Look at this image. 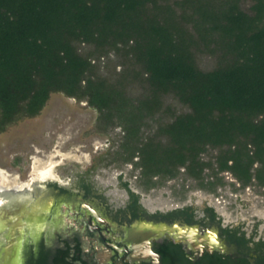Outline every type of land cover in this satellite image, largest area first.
Instances as JSON below:
<instances>
[{"label": "trees", "instance_id": "1", "mask_svg": "<svg viewBox=\"0 0 264 264\" xmlns=\"http://www.w3.org/2000/svg\"><path fill=\"white\" fill-rule=\"evenodd\" d=\"M196 53L216 65L201 69ZM109 55L120 69L101 73L96 61ZM135 83L145 87L138 96L128 91ZM57 92L95 108L99 130L120 129L106 164L131 163L146 190L181 168L209 191L224 184V171L242 187H264V0H0V133L37 116ZM166 95L188 110L149 134L146 120ZM208 148L218 149L214 160L203 159ZM78 182L102 196L85 175ZM177 215L193 222L194 207ZM223 233L264 261V240L238 225Z\"/></svg>", "mask_w": 264, "mask_h": 264}, {"label": "rangeland", "instance_id": "2", "mask_svg": "<svg viewBox=\"0 0 264 264\" xmlns=\"http://www.w3.org/2000/svg\"><path fill=\"white\" fill-rule=\"evenodd\" d=\"M249 3L244 4L247 7ZM81 53H87L90 46L79 44ZM120 59L109 55L96 61L99 71L104 74L120 69ZM196 62L203 70L216 65V59L205 53H196ZM128 91L138 96L145 91L140 83L130 85ZM188 110L172 95L163 97L161 110L148 118L152 134L155 128ZM98 112L88 105L63 93H52L41 112L25 118L0 133V170L7 181L3 185L34 183L30 193H46L42 184L48 178H57L62 184H70L85 175L90 182L102 190L108 203L122 205L128 197L123 183L139 195L142 207L151 211L193 206L195 218H203V208L212 207L216 221L222 226H240L246 236L264 240V187L251 183L242 187L228 171L220 172L223 185L215 191L198 186L197 180L188 177L181 168L179 174L148 190L140 184L138 169L131 163H108L106 151L122 135L119 128L103 132L97 128ZM218 149L208 148L202 157L214 160ZM103 158V160H101ZM94 169H91L93 165ZM39 172L48 173L43 177ZM88 172V173H87ZM205 169L204 173H210ZM121 176V177H120ZM39 186V189L36 188ZM41 189V191H40Z\"/></svg>", "mask_w": 264, "mask_h": 264}, {"label": "flooded vegetation", "instance_id": "3", "mask_svg": "<svg viewBox=\"0 0 264 264\" xmlns=\"http://www.w3.org/2000/svg\"><path fill=\"white\" fill-rule=\"evenodd\" d=\"M78 179L65 185L48 178L42 183L45 194L33 191L24 204L5 213L10 232L4 237L0 226V258L20 255L22 264H264L259 252L229 241L223 233L227 226L204 210L203 218L187 222L177 215L185 206L149 213L130 204L129 194L122 205H113L103 193L82 188ZM19 224L20 252L14 248ZM174 224L189 232L196 227V244L176 242L162 231Z\"/></svg>", "mask_w": 264, "mask_h": 264}, {"label": "bare ground", "instance_id": "4", "mask_svg": "<svg viewBox=\"0 0 264 264\" xmlns=\"http://www.w3.org/2000/svg\"><path fill=\"white\" fill-rule=\"evenodd\" d=\"M39 174H41L43 177L48 176V173H44V172H39ZM0 180L7 181L8 183L10 181L9 179H7V177H5L4 172L2 170H0ZM33 184L34 183H30V184L23 183L22 185H18L17 187L16 185H3L0 182V217L1 218L3 217L6 218L5 213L7 211H11L16 206H20L27 201V199L31 195L30 193L31 189L29 188V185L32 186ZM36 188L39 189V187ZM5 218L0 220L1 225L5 224V220H4ZM5 231L6 230H4V232ZM8 257H10V255ZM8 257L1 258L0 264H10L9 262L10 258L7 259Z\"/></svg>", "mask_w": 264, "mask_h": 264}, {"label": "water", "instance_id": "5", "mask_svg": "<svg viewBox=\"0 0 264 264\" xmlns=\"http://www.w3.org/2000/svg\"><path fill=\"white\" fill-rule=\"evenodd\" d=\"M9 217V216H8ZM4 218V217H3ZM3 218H1L0 217V220L1 219H3ZM5 220V219H4ZM7 222H5V224L3 225V227H2V234H3V236L5 237V236H7V235H9V232L6 234L5 232H4V230H6V226H7ZM30 225H31V223H30ZM0 226H1V224H0ZM5 226V227H4ZM19 227H18V239L20 240V241H18L17 242V244L15 245V247L14 248H16V250L18 251V252H20L21 250H22V242H21V239H22V235H23V226L21 225V224H19L18 225ZM37 230H39V228L38 227H36L35 226V233H37ZM162 231L163 232H167L170 236H172L173 238H174V240L176 241V242H180V241H184V242H188V243H190V245H194V244H196L195 242H196V238H198L197 236H196V233H197V231H196V227H192L191 229H190V232L187 230V228H182V227H180V226H178V225H176V224H174L173 226H164L163 228H162ZM191 235V237L189 238V236L188 235ZM16 235V234H15ZM35 235V234H34ZM37 235V234H36ZM16 239V238H15ZM199 240L200 241H204V239H200L199 238ZM2 244L0 243V246H1ZM4 245V244H3ZM2 245V246H3ZM10 250V248L8 249V251ZM1 251V250H0ZM4 252V254L6 253V249H4L3 250ZM0 254H2V252L0 253ZM3 257H5L4 255H3ZM2 257V258H3ZM10 258V259H9ZM1 259V258H0ZM7 259H9V262H10V264H22L23 263V259H22V257L20 256V255H18V256H13V257H8Z\"/></svg>", "mask_w": 264, "mask_h": 264}]
</instances>
